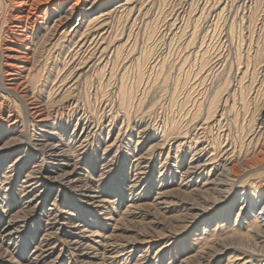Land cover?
I'll list each match as a JSON object with an SVG mask.
<instances>
[{"label":"rangeland","instance_id":"1","mask_svg":"<svg viewBox=\"0 0 264 264\" xmlns=\"http://www.w3.org/2000/svg\"><path fill=\"white\" fill-rule=\"evenodd\" d=\"M94 1L0 0V264H264V0Z\"/></svg>","mask_w":264,"mask_h":264},{"label":"bare ground","instance_id":"2","mask_svg":"<svg viewBox=\"0 0 264 264\" xmlns=\"http://www.w3.org/2000/svg\"><path fill=\"white\" fill-rule=\"evenodd\" d=\"M112 1H114V0H95L94 2L90 3V5H91L92 10L93 9L96 10V9L101 8V7H105V6L109 5ZM87 2H88V0H9V3L13 6V8L15 10V14L11 16L12 22L10 23L11 26H9L10 27L9 29L11 30V32L13 34L27 35V33L35 32L38 29L45 26L44 29H46L47 33L50 34L53 38H55L58 34L61 35V37H62L66 33H67V35L74 37L80 32V27L82 25V22H84V21L81 20L82 22H80V23L78 22L77 25L70 28L71 22L73 20V17L75 16V14L79 13L80 16H82V17L85 15L84 7H85ZM127 5L129 7L131 5L132 8H135L136 6L137 7L141 6L140 0H127L125 3L118 5L117 7L113 8V9L102 11L99 15L92 18L90 20V22L94 23L95 25H98L99 28L103 27V25L105 24L104 22L108 19L110 14L119 11L120 8H122V7L126 9ZM50 15H51V17H50ZM49 21H50V23H49V25H47ZM26 37H29V36L27 35ZM7 49L9 51H12V49H9V48H7ZM15 53L16 54L22 53V54L26 55V52H23V51H16ZM7 56L8 55H6V58H7ZM1 57H2V54H1ZM8 58L11 60H17V57H15L13 55L8 56ZM6 64H8V63H6ZM9 66H11L12 68H15V69L21 68L19 65H15V63L9 64ZM10 74H8V75H10ZM14 75H16V73ZM19 79H20V77H19ZM16 80L17 79L13 78V79H11V82L14 83V81H16ZM22 83H25V82H22ZM2 88L7 93H9L11 96L14 95V96H18L19 99L22 98L20 95L16 94L15 93L16 91L12 90V88H9L6 86L5 87L3 86ZM14 96H13V98H14ZM23 97H25V96H23ZM18 98H16V99H18ZM24 100H26V99H24ZM41 114H39V115H41ZM38 117L39 116H37V118ZM262 147H263L262 150L259 153H257L259 155L256 156V158H254V160H253V161H256L257 163L260 162V160H262V158L264 157V143H263ZM232 168H233L232 174H234L236 168L234 166ZM52 211H54V210L52 209Z\"/></svg>","mask_w":264,"mask_h":264}]
</instances>
